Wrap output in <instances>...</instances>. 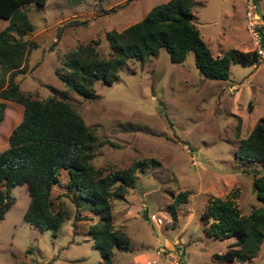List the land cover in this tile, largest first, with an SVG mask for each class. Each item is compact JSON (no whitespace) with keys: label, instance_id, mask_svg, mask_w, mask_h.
<instances>
[{"label":"rangeland","instance_id":"rangeland-1","mask_svg":"<svg viewBox=\"0 0 264 264\" xmlns=\"http://www.w3.org/2000/svg\"><path fill=\"white\" fill-rule=\"evenodd\" d=\"M165 1L45 0L41 6L25 5L33 28L24 40L34 45L15 81L36 99L50 95L65 99L93 128L91 164L102 175L149 160L134 172L135 186L109 201L111 226L127 235L131 247L114 249V264H170L179 249L182 264H264V237L249 261L213 260L211 256L224 252L233 238L208 236L204 231L208 224L200 220L210 198L233 196L243 215L259 206L252 179L261 171L241 164L234 150L264 116V54L255 66L231 63L228 78L220 81L199 74L192 51L174 63L161 48L147 60H126L112 83L95 81L96 97L90 100L68 90L55 72L71 52L92 42L99 58H109L106 33L121 31ZM251 4L255 9L248 17ZM191 11L212 57L254 50L252 35H259L258 29L264 41V0H194ZM6 24L0 19V29ZM4 77L0 69V84ZM0 102L5 105L1 151L21 119L22 106L1 98ZM66 181V172L60 170L50 192L53 210L63 214L55 233L40 232L23 221L29 202L26 187L11 188L13 202L0 218V264H101L88 233L97 216L76 206L66 193ZM183 191L184 201L172 214L169 206ZM158 247L164 252L156 257ZM136 253L146 257H134Z\"/></svg>","mask_w":264,"mask_h":264},{"label":"trees","instance_id":"trees-1","mask_svg":"<svg viewBox=\"0 0 264 264\" xmlns=\"http://www.w3.org/2000/svg\"><path fill=\"white\" fill-rule=\"evenodd\" d=\"M44 3L45 0H0V19L7 21L0 29V69L2 77L5 76L0 84V98L22 106L21 119L9 132L7 147L0 151V218L13 202L11 188L25 185L29 202L23 221L40 232L55 233L63 214L53 210L50 192L58 183L59 171L64 170L66 193L76 206H84L97 216L88 233L91 245L99 251L101 264H114L113 250L131 251V247L127 235L111 226L109 201L122 197L127 188L135 186L134 172L149 160L102 175L91 164L94 130L84 123L80 114L61 97L36 99L19 89L15 76L24 72L26 56L34 45L24 40L33 26L23 7ZM193 3L194 0H167L152 6L139 21L121 31H108L106 39L111 56L107 59L97 56L93 42L84 48L79 46L55 71L58 78L68 90L90 100L96 97L95 81L110 84L117 79L116 71L126 60H147L161 48L174 63H181L186 53L192 51L195 68L208 80H226L231 63L242 66L259 63L260 54L255 50L230 51L212 57L193 24ZM258 32L259 45L264 51L261 29ZM4 107L0 102V121ZM234 157L241 164L255 165L261 171L252 179L259 206L243 215L234 205L233 196L210 198L200 220L208 224L204 228L208 236L218 240L233 238L224 252L211 258L243 263L256 256L264 237V116L239 141ZM186 194V191L177 194L174 205L169 206L172 214L174 206L183 202Z\"/></svg>","mask_w":264,"mask_h":264},{"label":"built area","instance_id":"built-area-1","mask_svg":"<svg viewBox=\"0 0 264 264\" xmlns=\"http://www.w3.org/2000/svg\"><path fill=\"white\" fill-rule=\"evenodd\" d=\"M250 8H252V10L250 9ZM253 9H255V4L254 5H252L251 4V7H248V17H250L251 15H252V11H253ZM252 40H253V42H254V50L255 51H257L259 54H260V57H262L261 55H263L264 54V51L260 48V45H259V35L257 34V32H255V33H253V35H252ZM151 218H153V216H150V219ZM162 252H164V249L163 248H160V247H158L156 250H155V255L157 256V257H159L160 255H161V253ZM182 250L181 249H179L177 252H176V258L174 257V259H173V263H171V261H169V263L170 264H182L180 261H179V258H180V256L182 255ZM167 255H169V254H167Z\"/></svg>","mask_w":264,"mask_h":264},{"label":"crops","instance_id":"crops-1","mask_svg":"<svg viewBox=\"0 0 264 264\" xmlns=\"http://www.w3.org/2000/svg\"><path fill=\"white\" fill-rule=\"evenodd\" d=\"M4 20V19H3ZM140 255H143V254H139V253H136L135 255H134V257H136V256H140ZM156 256V255H155ZM133 257V258H134ZM143 257H146L145 255H143ZM157 257V256H156Z\"/></svg>","mask_w":264,"mask_h":264},{"label":"water","instance_id":"water-1","mask_svg":"<svg viewBox=\"0 0 264 264\" xmlns=\"http://www.w3.org/2000/svg\"><path fill=\"white\" fill-rule=\"evenodd\" d=\"M184 144H186L187 146H189L187 142H184Z\"/></svg>","mask_w":264,"mask_h":264}]
</instances>
